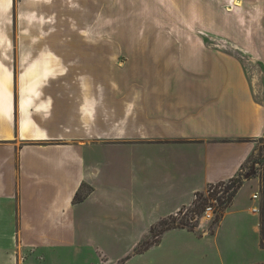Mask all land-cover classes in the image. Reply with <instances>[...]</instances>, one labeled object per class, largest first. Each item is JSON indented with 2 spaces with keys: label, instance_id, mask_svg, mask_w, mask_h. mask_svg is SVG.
<instances>
[{
  "label": "crops",
  "instance_id": "0c3cea01",
  "mask_svg": "<svg viewBox=\"0 0 264 264\" xmlns=\"http://www.w3.org/2000/svg\"><path fill=\"white\" fill-rule=\"evenodd\" d=\"M215 1L221 0H191L190 40L157 36L161 27L148 30L146 43L113 47L117 51L110 56H117V66L105 67L108 48L100 42L65 43L47 48L54 52L46 53L40 68L24 66L18 92L9 88L11 71L2 74L0 264H21L18 258L26 253L33 264H131V253L116 261L95 250L94 260L78 262L81 252L70 250L84 231L86 206L122 204L90 201L105 168L114 171L105 174L114 181L106 185L112 192L133 186L129 175L138 168L135 160L107 165L100 149L146 148L150 166L157 163L163 177L147 182L151 195L177 193L173 207L149 213L139 242L189 206L195 193L240 175L254 143L264 138V74L247 73L236 54H253L264 68V0H240L238 15L237 10L217 13ZM200 33L220 41L206 42ZM248 60L253 64L252 57ZM120 170L128 172L127 180L118 179ZM253 179H242L214 229L169 227L150 245L186 229L199 233L198 247L210 264H264L259 218L251 213L256 191L249 204L239 195ZM120 183L124 190L113 185ZM83 186L89 191L75 200ZM111 215L101 219L111 222Z\"/></svg>",
  "mask_w": 264,
  "mask_h": 264
},
{
  "label": "rangeland",
  "instance_id": "374dc122",
  "mask_svg": "<svg viewBox=\"0 0 264 264\" xmlns=\"http://www.w3.org/2000/svg\"><path fill=\"white\" fill-rule=\"evenodd\" d=\"M214 5L217 13L224 11L229 14L237 10V13H234L239 14L240 0L215 1ZM191 15V0H0V77L7 69L10 70L12 77L9 88L18 92L20 86L18 79L24 66L33 63V70L38 69L46 61L44 60L48 56L46 53L49 50L54 52V49H47L54 44L87 43L91 45V43L100 42L99 44L108 48L106 52L109 54V63L105 62V67L117 66L118 63L121 64L117 56H110L113 52L116 54L117 50L113 47L119 43H146L148 30L153 33L160 32L157 27H161L163 33H157V36H171L172 40L181 37L190 40L192 35L188 32L192 31ZM232 17L229 20H233ZM217 21L221 24L224 22L219 17ZM149 35L154 36V34ZM200 35L206 42L220 41L219 38L212 39L202 33ZM122 52L123 50H120L121 59L124 56ZM55 53H62V51L56 50ZM236 56L247 73L264 74V68L255 64L257 61L255 55L236 54ZM248 57L254 59L251 60L253 64H250ZM59 58L61 60L62 57L59 56ZM59 66L57 72L63 71L62 60ZM74 139L79 140L78 137ZM98 154L99 157L105 158L107 165L131 157L138 168L130 175L127 171L123 173L121 170L117 173L119 180L124 178L127 180L129 175L133 185L123 193L112 192L109 190L112 188L106 186L114 181L105 174L109 169L111 173L114 171L112 168H105V173L100 178L101 185H105H99L90 201H97L96 203L120 201L122 204L114 209L98 207L95 210V206H86L85 213L88 219L86 225H82L84 231L81 232L80 241L74 245L73 249L70 248L72 252L75 249L81 252L82 256L78 257V262L94 260L98 255L95 250H104L116 261L129 253L134 254L131 264H210L208 258L202 257V249L198 247L199 233L194 231L175 229L153 246L150 245L156 239L155 235L165 228L178 225L191 230L214 229L220 220L215 219L216 211L221 207L216 205L213 209L214 214L210 218L205 216L203 209L209 202L207 191L210 185L204 191L195 193L189 206L181 207L176 215H170L160 222L152 230L148 239L139 242L147 232L149 213L159 214V208L173 207L177 193L168 192L169 194L164 196V193L159 196L151 195L147 182L154 184L163 177L160 176L157 163L152 162L150 166L146 148L142 147L140 150L138 148L124 150L103 148L98 150ZM250 172H252L251 178L254 179L242 187L239 194L240 201L249 204L250 194L258 192L259 200L252 205L257 206L259 212L251 213L260 218L263 201L260 188L264 177V138H259L254 143V150L239 176L244 179V175ZM228 184H230L229 179L211 186L221 185L224 188ZM113 185L119 191L125 189L121 183ZM88 191L89 187L83 186L78 197L85 195ZM215 191L219 190L215 189ZM201 201L202 206H194ZM129 202L135 203L132 205ZM101 214L103 217L104 214L109 216L114 214V219L111 222L106 218L103 220ZM148 245L150 246L147 248ZM22 256L18 258L19 263L22 264L24 261V263L33 264L32 258L27 253ZM105 260H109V257L105 256Z\"/></svg>",
  "mask_w": 264,
  "mask_h": 264
},
{
  "label": "trees",
  "instance_id": "16d2710c",
  "mask_svg": "<svg viewBox=\"0 0 264 264\" xmlns=\"http://www.w3.org/2000/svg\"><path fill=\"white\" fill-rule=\"evenodd\" d=\"M229 182H230V184L225 185L224 188H222L223 192L218 197H216L217 191H214L212 194H209V196H207L208 198H211V197L215 198L216 197L217 202H218L217 206L221 207V208H219V210L216 211L217 213H216L215 219H217V220L221 218L223 210L230 204L235 192L241 186L242 179L240 178V176H236V177L230 178ZM260 192H261L263 201H262V205H261V213H260V218H259V224H260L259 234H260V245H261V247L264 248V177L262 179V185L260 188ZM78 194L79 193L77 192V194L75 195V200H81L82 199L83 196L78 197ZM204 200L206 201L207 199H204ZM202 204L203 203L201 201L197 205L194 204V206L199 207V206H202ZM175 227H178V225Z\"/></svg>",
  "mask_w": 264,
  "mask_h": 264
},
{
  "label": "built area",
  "instance_id": "2783aa9c",
  "mask_svg": "<svg viewBox=\"0 0 264 264\" xmlns=\"http://www.w3.org/2000/svg\"><path fill=\"white\" fill-rule=\"evenodd\" d=\"M215 189H218L219 191L217 192V194H216V197H218L219 195H221L222 194V186L221 185H218V187H215V186H211L210 185V187L208 188V191H207V196H209V194H212L214 191H215ZM195 197H196V195H195ZM214 198V197H211V198H209V202H208V204L207 205H205L204 207V214H205V216L208 218H210L211 217V215L213 216V214H214V208H215V206L217 205V198ZM251 199L252 200H254V201H257V200H259V193L258 192H255V193H253L252 195H251ZM180 211V209H178L177 211H175V213H174V215H176L177 214V212H179ZM252 211L254 212V213H258L259 212V208L257 207V206H253L252 207Z\"/></svg>",
  "mask_w": 264,
  "mask_h": 264
},
{
  "label": "water",
  "instance_id": "95a60500",
  "mask_svg": "<svg viewBox=\"0 0 264 264\" xmlns=\"http://www.w3.org/2000/svg\"><path fill=\"white\" fill-rule=\"evenodd\" d=\"M252 172H253V171H252ZM252 172H250V173H246V174L244 175V179L251 178Z\"/></svg>",
  "mask_w": 264,
  "mask_h": 264
},
{
  "label": "bare ground",
  "instance_id": "6f19581e",
  "mask_svg": "<svg viewBox=\"0 0 264 264\" xmlns=\"http://www.w3.org/2000/svg\"><path fill=\"white\" fill-rule=\"evenodd\" d=\"M237 0H235V2H236ZM238 3V2H237Z\"/></svg>",
  "mask_w": 264,
  "mask_h": 264
}]
</instances>
